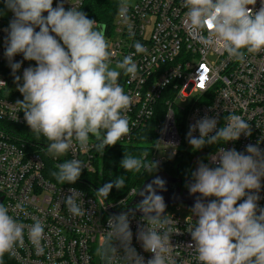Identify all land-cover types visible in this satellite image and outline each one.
Returning <instances> with one entry per match:
<instances>
[{"label":"clouds","instance_id":"1","mask_svg":"<svg viewBox=\"0 0 264 264\" xmlns=\"http://www.w3.org/2000/svg\"><path fill=\"white\" fill-rule=\"evenodd\" d=\"M259 2L261 7L255 10L249 6H255L257 0H182L187 9L185 22L199 34L198 42L205 47L220 45L229 58L241 63L246 54L264 51V0ZM0 3V17L6 11L13 16L4 29V56L23 97L15 103L16 113H23L31 132L49 141L47 154L59 159L67 156L75 144L87 150L90 138L96 141V152L103 154L106 146L128 136L125 113L132 102L119 77L123 73L135 79L138 66L131 56H125L115 68L111 66L112 53L104 26L73 4L66 10L64 0H57L55 7L54 0ZM128 7L129 0H121L120 15L125 21ZM205 31L207 36L203 35ZM134 48L137 54L147 51L139 42ZM20 54L24 61L35 62V66L23 70L22 76L16 75L22 62H13ZM0 88L8 89L3 80ZM242 135L251 136V125L242 116L229 114L218 127L215 118L205 115L189 126L186 139L192 151H198L206 145L238 141ZM217 153L218 164L198 163L191 173L193 182L188 185L190 194H200L191 208L194 224L187 230L194 242L196 264H264V207H258L264 187V149L249 144L244 152L222 147ZM152 165L156 169V163ZM120 167L126 173L151 171V165L131 155H124ZM84 168L81 160L69 159L57 164L51 175L61 185H74ZM164 185L165 181L157 178L140 192L143 200L139 210L146 227L138 228L136 239L145 252L153 254L152 258L145 261L131 246L129 212L108 218V230L96 249L101 264H175V247L170 243L175 233L173 220L165 214L163 196L157 194ZM125 186L126 178L119 176L97 192L107 199L113 187L120 190ZM69 192L64 198L67 211L74 217L84 216L83 194L75 188ZM206 198L213 199L205 203ZM15 208L24 212L22 203ZM45 227L39 220L27 226V239L37 255L45 251ZM25 228L10 214L9 207L0 203V264L5 254L24 245Z\"/></svg>","mask_w":264,"mask_h":264},{"label":"built area","instance_id":"2","mask_svg":"<svg viewBox=\"0 0 264 264\" xmlns=\"http://www.w3.org/2000/svg\"><path fill=\"white\" fill-rule=\"evenodd\" d=\"M83 1L64 0V7L66 10L73 5L81 8ZM56 2L54 0L53 7ZM120 6L121 0L109 26L98 23L105 28L112 53L111 66L125 56H131L138 66L135 79L123 73L119 78L132 106L125 113L130 133L116 144L135 143L152 124L155 139L150 144L147 160L149 165L152 162L161 164L177 155L181 148L192 151L186 136L189 126L198 119L205 115L213 117L220 127L229 114H236L250 123L251 136L242 135L235 142L206 145L193 151L189 179L198 163L218 164L217 151L222 147L244 152L246 146L252 144L264 149V51L246 54V60L241 63L229 58L220 45L203 46L198 42L199 34L193 33L185 22L187 9L182 0H129L127 21L120 15ZM249 7L259 10L261 4L257 0L255 6ZM0 8H3L2 3ZM12 18V13L7 11L0 17V80L9 89L7 95L8 89L0 88V203L8 206L10 214L26 228L24 245L17 247L10 256L18 264H101L96 249L104 239L103 232L108 230V218L125 213L127 201L135 195L136 189H130L122 199L106 201L97 190L91 188L90 192V187L80 177L74 185L52 181L47 163L56 167L65 160L79 159L86 166L82 170L92 171L96 141L90 138L87 150L74 142L67 156L53 159L47 154L49 141L26 129L23 113H16L15 105L23 97L4 56V29ZM207 34V31L203 33ZM137 42L146 48L145 53L135 52ZM16 61L22 62L16 73L19 76L25 68L35 66L34 61H24L22 54L14 57L13 62ZM177 100H189V103L181 107ZM177 121L182 125L184 143L177 130ZM193 135L198 136V132ZM261 183L264 185V179ZM70 188L83 194L84 216L74 217L67 211L64 198L70 195ZM259 196L258 207H264V187ZM17 203L23 204L24 212L17 211ZM185 209L184 215L177 205L165 211L173 220L175 232L170 241L175 247L172 256L175 264H196L194 242L187 232L195 217L191 219L189 206L185 205ZM129 219L133 232L131 246L147 261L153 254L145 252L136 239L138 228L146 227L143 216L131 214ZM36 220L46 225L43 255H37L27 239V226ZM190 244L193 246L189 247Z\"/></svg>","mask_w":264,"mask_h":264},{"label":"trees","instance_id":"3","mask_svg":"<svg viewBox=\"0 0 264 264\" xmlns=\"http://www.w3.org/2000/svg\"><path fill=\"white\" fill-rule=\"evenodd\" d=\"M120 0H84L81 6V11L87 14V17L105 25H110L115 17ZM29 129V128H26ZM177 130L184 143L183 129L181 123L177 121ZM155 139V133L152 124H149L148 128L143 132L140 137L137 138L135 145H122L115 144L110 147L106 146L103 154L96 152L93 160V170H82L81 180L88 184L91 192V188L98 190L105 183L111 182L114 178L124 176L126 178V186L123 189H116L113 187L106 201H116L124 198L130 189H138L142 182L153 176L158 171H163L172 177H179L187 179L190 178V159L193 155V151L185 150L181 148L177 155L170 160L161 164L151 165V171L141 170L140 173L130 172L126 173L124 169L120 167V161L124 158V155H131L136 158L143 159L145 164H148L147 157L149 156L150 144ZM149 165V164H148ZM47 169H50L51 173L56 171V167L53 164L47 163ZM52 181L55 178L51 175ZM132 198L128 199L127 205ZM3 264H18L10 254H5L3 258Z\"/></svg>","mask_w":264,"mask_h":264},{"label":"water","instance_id":"4","mask_svg":"<svg viewBox=\"0 0 264 264\" xmlns=\"http://www.w3.org/2000/svg\"><path fill=\"white\" fill-rule=\"evenodd\" d=\"M157 178L162 179L165 181L164 190H157V194L162 195L167 207L176 206L179 204H185L189 206L190 208L193 207L194 202L198 196H200L199 193L197 194H190L188 191V185L192 183V179H186V189L181 190L178 186L179 183H181V179L179 177H172L168 175L167 173L163 171H158L153 176L145 179L140 187L136 190L137 193L132 197L131 201L129 202L127 208L124 210L125 213H131L134 215L143 216V214L140 212L139 207L140 203L143 200V197L140 195V192L145 188L146 185L151 184V182ZM155 188V185H153ZM101 195V194H100ZM102 196V195H101ZM209 198L204 199L203 202L207 203ZM166 211V210H165Z\"/></svg>","mask_w":264,"mask_h":264},{"label":"rangeland","instance_id":"5","mask_svg":"<svg viewBox=\"0 0 264 264\" xmlns=\"http://www.w3.org/2000/svg\"><path fill=\"white\" fill-rule=\"evenodd\" d=\"M112 67L115 68V66H112ZM176 103H177L178 106L184 107V106H186L189 103V100H187L186 102H182L180 100H177ZM136 143L137 142H135L133 144H129V145H135ZM167 156H168V154L167 155H164V157H167ZM177 208L180 210V212H181L182 215H184V214L187 213V210L185 209V205L184 204L177 205Z\"/></svg>","mask_w":264,"mask_h":264},{"label":"flooded vegetation","instance_id":"6","mask_svg":"<svg viewBox=\"0 0 264 264\" xmlns=\"http://www.w3.org/2000/svg\"><path fill=\"white\" fill-rule=\"evenodd\" d=\"M186 179H187L186 177L181 178V183L178 184V186H179V188H180L181 190H185V189H186V184H185V180H186Z\"/></svg>","mask_w":264,"mask_h":264}]
</instances>
